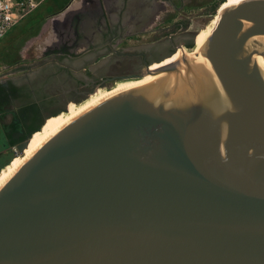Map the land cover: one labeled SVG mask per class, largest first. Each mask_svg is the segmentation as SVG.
I'll use <instances>...</instances> for the list:
<instances>
[{"label": "water", "instance_id": "water-1", "mask_svg": "<svg viewBox=\"0 0 264 264\" xmlns=\"http://www.w3.org/2000/svg\"><path fill=\"white\" fill-rule=\"evenodd\" d=\"M236 32L264 55V0L32 150L0 182V264H264V77L217 55Z\"/></svg>", "mask_w": 264, "mask_h": 264}, {"label": "flooded vegetation", "instance_id": "flooded-vegetation-1", "mask_svg": "<svg viewBox=\"0 0 264 264\" xmlns=\"http://www.w3.org/2000/svg\"><path fill=\"white\" fill-rule=\"evenodd\" d=\"M134 3L136 5L142 4L138 1L136 3L133 0H122L120 2L117 12L118 25L120 27V30L125 27L122 22L123 20H125L126 15L128 18L129 12L131 10H134ZM169 3L170 7L167 12L168 16L164 15L159 17V22H156L154 26V29L156 31H154L152 35L143 38L142 34L128 35L125 34L123 30H121L116 34V40L118 41L117 49L107 48L102 52H99L96 49L87 50L88 53L85 55L91 54L93 52H95V54L90 55L89 57L87 56L84 63L88 64L84 65L83 72L79 71L81 72L79 75H77L73 70L76 69L77 66H70L68 68L53 70L51 76L47 77V79L39 78L38 80H30L28 75L10 76L6 79H0V99L5 98V93H7L8 95V100L4 101L2 104L7 102L19 101L21 103L17 106L16 109V111H19L20 107L23 105V100L30 96L29 93L31 91L37 95L36 97H40L46 87L50 85L48 83H52L54 79H57L56 74H59L62 82L66 83L67 85L68 83H70L69 87L71 88L70 91H64L59 95L60 104L58 106V109L63 108L62 110H60L62 112L65 110L69 102H77L74 100H78L81 96L93 91L98 86L106 85L117 79H122L119 81L141 79L147 73V71L145 70L146 64L155 65L165 60L176 61L178 58L177 56H179L178 54H180L183 49L192 50L194 45H188L192 42V37L195 36V43H197V41L199 42L203 35V31L201 29L196 32V35H193L192 30L189 26L188 19L190 17L186 14H177V9L173 7L171 1ZM143 5L144 4H142L141 7H143ZM201 33L202 35H200ZM105 40L111 41V38L108 36V38H105ZM77 41L78 40H75L74 43H76ZM70 44V47L68 45H61L56 49L57 51L55 53H62V57L68 58L70 59V61L75 59L77 54L70 51V48L73 45L72 43ZM48 50L54 51L53 49ZM48 50H46L45 53L49 52ZM179 60L181 64H184L185 60L183 57ZM20 98H23V100H21ZM41 102V100L37 101V103H39L38 115L40 118L42 117L43 112V103ZM16 111L14 114H10V117L7 121L1 122V128L4 129L6 144H8L9 141L7 133L11 129L10 124L15 123L19 120V116ZM57 112H54L50 114L52 116L45 118L49 114L47 113L42 119V121L46 119L44 124H47L56 119L59 115V113L57 114ZM27 122H31V119L27 118ZM21 134L22 130L12 131L13 137H19Z\"/></svg>", "mask_w": 264, "mask_h": 264}, {"label": "crops", "instance_id": "crops-1", "mask_svg": "<svg viewBox=\"0 0 264 264\" xmlns=\"http://www.w3.org/2000/svg\"><path fill=\"white\" fill-rule=\"evenodd\" d=\"M121 1L73 0L62 11L44 9L32 20L24 22L22 28L16 26L14 30L17 33L14 37H10L11 45L7 52L10 51L12 54V51L18 45L15 44L18 40H28L34 33L35 42H33L34 39L32 42H28L31 54L32 51H36L38 48L56 50L61 45H68L70 47V43H72L70 51L77 55L71 61L68 58L62 57V66H59L60 64L54 65L53 63L42 64L33 68L31 72L23 74V76L28 75L30 80L47 79V77L51 76L52 71L56 69L68 68L70 66L82 67L84 69V65L88 64L84 63L87 56L95 54L93 52L85 55L88 53L87 50L96 49L102 52L107 48L117 49L118 41L116 40V34L121 30L128 35L142 34L143 37L152 35L156 31L154 29L155 23L159 22V17L168 16L167 12L170 7L169 0H133L146 6L143 5L141 7L142 4L136 5L134 3V10L129 12L128 18L126 15L125 20L122 22L125 27L120 30L117 12ZM37 33L42 35L41 40H39V36H36ZM108 36L111 38V41L105 40ZM75 40L78 41L74 43ZM32 43L36 45L31 46ZM26 54L29 56L27 50L24 52L25 56ZM12 57L10 60L15 59L14 56ZM29 95L28 98L23 100V104L39 100L36 97L37 95L32 91Z\"/></svg>", "mask_w": 264, "mask_h": 264}, {"label": "rangeland", "instance_id": "rangeland-1", "mask_svg": "<svg viewBox=\"0 0 264 264\" xmlns=\"http://www.w3.org/2000/svg\"><path fill=\"white\" fill-rule=\"evenodd\" d=\"M170 1L172 3L173 7H175L177 9V14H179V15L180 14H182V15L186 14V15H188L190 17L188 19L189 20L190 29L192 30L193 35H196L197 31H199L201 29H202V31L204 30V28L206 27V25L209 22V20H211V18L213 17L214 12H215V10L217 8H219L221 6H224V5L228 4V3H231V1H233V0H170ZM174 16H175V14H174ZM23 24H24L23 22L19 23L18 27L22 28ZM200 35H202V33ZM36 36H39V40L42 39L41 38L42 37L41 34L37 33ZM34 37H35V35L33 33L32 37L30 39H28V40H21V39L18 40V41L16 40L17 42L15 44H18V45L14 48V50H13L14 53H13V51H12V54H11L10 51L9 52H7V51L4 52L0 56V62L2 64H4V62L7 63V62L15 61V60H22V61L26 60V61H33V63L36 65L35 67H37L39 65H42V64H46V63H53L54 65H59L60 64L59 66H62V64H63V62L61 60L62 56H63L62 53H60L58 55L56 54V56H57L56 60H53V59L52 60H45L44 58L40 57V55H42L48 49L42 50L41 48H38V49H36V51H32V54H31V51H30L31 48L28 47V42H32L33 39H34L33 42H35V38ZM143 38H145V37H143ZM194 44H195V36L192 37V42L189 43L188 45H194ZM34 45H36V44L35 43L31 44V46H34ZM26 50L29 52V56L27 54H26V56L24 55V52ZM187 50H190V49H187ZM12 56H14L15 59L10 60V58H13ZM59 68H61V67H59ZM73 70L76 72L77 75H79L81 72L84 71V69L82 67L76 68V69H73ZM79 71H81V72H79ZM29 72H31V71H27L26 73H29ZM23 74H25L24 70L23 71H16L11 76H23ZM56 76H57V79H54L52 81V83L49 82L48 84H50V85H48L46 87V89L44 90V92L42 93V95L40 97H38L39 100L45 101L43 103V106H42L43 107L42 108L43 112H42L41 119H43V117L47 113H49V114L45 118H48L49 116H52L50 114H52V113H54L56 111L62 110L63 108L58 109V106L60 104L59 95L62 92H64V91L68 92L71 89L69 87L70 83H68V85H67L66 83L62 82L61 77L59 76V74L58 75L56 74ZM4 77L8 78V77H10V74H5L4 76H2L0 78H4ZM119 80H122V79H117V80H114L113 82H110V83H108L106 85L98 86V87H102V88H98L97 87L98 89L95 88L93 93H91L92 91L86 93L85 95L81 96L78 100H76L77 102H69L67 107H66V109L64 111H62V112L61 111L59 112V116L62 117V115L64 113L70 112L73 109L74 106H77V105L81 104L82 102L86 101L89 98V96L94 95L95 92H97L98 90L101 91V90H105V89H113V88H115L118 85L119 82H122V81H119ZM123 81H128V80H123ZM20 103L21 102H19V101H15V102H7V103H4V104L0 105V161L4 157H6V154L8 152L13 151V153H11L8 156V158H7V163L8 164H9V162L12 159L13 156H15V158H16L17 156L23 155L24 152L18 153L17 146H15V145L14 146H9L8 144H6V138H5V135H4V129L1 128V124H2L1 122L7 121L8 118L10 117V114L17 109V106ZM49 123L43 124L40 131H42V129H45L46 127H48ZM14 153H15V155H13L10 158V156L12 154H14ZM9 158H10V160H9ZM0 170H1V168H0Z\"/></svg>", "mask_w": 264, "mask_h": 264}, {"label": "bare ground", "instance_id": "bare-ground-1", "mask_svg": "<svg viewBox=\"0 0 264 264\" xmlns=\"http://www.w3.org/2000/svg\"><path fill=\"white\" fill-rule=\"evenodd\" d=\"M234 1H243V0H233L231 2H234ZM225 36L226 37H225L224 42L217 49V55L224 60H228L236 69L240 71H243L251 75L258 76V77H264V55L263 54L257 51H247L243 53H238V50L248 46L250 40L252 39L251 36L247 33H241V32L231 33ZM193 51H194V47L192 48V50L183 49L182 52L178 54L179 56H177L178 57L177 60L183 57L185 60L184 64H186L187 62L190 61ZM170 68H173V66H165V67H161L156 70H153V71L149 70L141 79L122 81V82H119L118 85L113 89H105L101 91L98 90L97 92H95L94 95L89 96V98L86 101L82 102L81 104L77 106H74L73 107L74 110L72 109L70 112L64 113L62 117H60L58 120L50 122L48 124V127L40 131L42 125L46 121V119H44L41 122L39 129L32 131V133L28 137L24 138V140L18 144L17 146L18 153L24 152V154L21 156H17L9 164H7L4 168L0 170V182H2L4 178L32 150H34L45 138H47L50 134L56 131L61 125L66 123L76 114L80 113L84 109L94 105L95 103L99 102L103 98L107 97L108 95L120 89L145 82L155 77L162 71L170 69ZM58 113L59 112H57V114ZM34 133L35 135L32 136Z\"/></svg>", "mask_w": 264, "mask_h": 264}, {"label": "built area", "instance_id": "built-area-1", "mask_svg": "<svg viewBox=\"0 0 264 264\" xmlns=\"http://www.w3.org/2000/svg\"><path fill=\"white\" fill-rule=\"evenodd\" d=\"M72 1L73 0H0V56L10 48V37L16 35L17 32L14 29L16 26L18 27L19 23L32 20L44 9L62 11L66 9ZM13 30L14 32L12 34ZM43 50H45V48ZM45 52L40 55L41 58L45 60L57 59L55 51ZM35 66L33 61L26 60H15L7 63L4 62V64L0 62V77L5 74H10L11 76L16 71H32Z\"/></svg>", "mask_w": 264, "mask_h": 264}, {"label": "trees", "instance_id": "trees-1", "mask_svg": "<svg viewBox=\"0 0 264 264\" xmlns=\"http://www.w3.org/2000/svg\"><path fill=\"white\" fill-rule=\"evenodd\" d=\"M217 7V6H216ZM215 7V8H216ZM55 52L57 50H54ZM7 93H5V98L0 99V105L4 102L7 101L8 97H7ZM15 97V96H14ZM21 99V98H20ZM23 100V98L21 99ZM45 101H42L41 103H44ZM38 104L36 101H30L28 103L23 104L20 107L19 111H16L18 113L19 116V120L16 121L15 123H11V129L8 131L7 136L9 137V141H8V145L9 146H14L17 145L18 142H20L22 139L24 140V137L27 135L28 132H30L33 129H39L40 127V123H41V118L39 117L38 113H39V109H38ZM12 112L13 114L15 113ZM29 116V117H27ZM27 118L31 119V122H27ZM60 118V116L58 115L56 119L52 120L51 122L58 120ZM16 130H22V134L19 137H13L12 136V131H16ZM34 131V130H33ZM36 133V132H35ZM35 133L32 135L34 136ZM22 140V141H23ZM13 153V151H10L6 154V157H4L1 161H0V168L2 169L5 165H7V158L8 156ZM15 155L12 154L10 156V158ZM9 158V160H10ZM15 158V156L12 157V159L10 160V162ZM9 162V161H8ZM9 162V163H10Z\"/></svg>", "mask_w": 264, "mask_h": 264}]
</instances>
